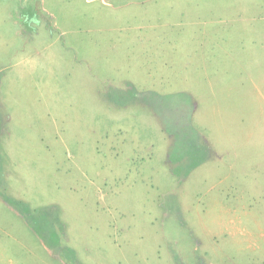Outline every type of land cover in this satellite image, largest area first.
Here are the masks:
<instances>
[{"label":"rangeland","instance_id":"374dc122","mask_svg":"<svg viewBox=\"0 0 264 264\" xmlns=\"http://www.w3.org/2000/svg\"><path fill=\"white\" fill-rule=\"evenodd\" d=\"M0 264H264V0H0Z\"/></svg>","mask_w":264,"mask_h":264}]
</instances>
